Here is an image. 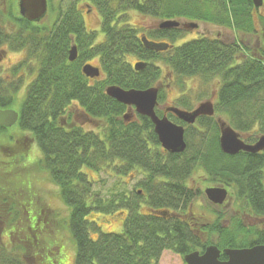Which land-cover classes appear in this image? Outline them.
Here are the masks:
<instances>
[{
    "label": "trees",
    "instance_id": "obj_1",
    "mask_svg": "<svg viewBox=\"0 0 264 264\" xmlns=\"http://www.w3.org/2000/svg\"><path fill=\"white\" fill-rule=\"evenodd\" d=\"M78 1H84L80 8L75 4ZM13 2L8 5L14 11L7 14V19L2 16L5 28L3 24L0 26V48L7 45L15 52L25 50V64L30 61L38 64L37 74L23 95L14 127L21 134L28 133L39 148L41 171L49 175L62 203L69 208L74 264H157L164 251L183 258L209 245L220 250L264 245V224L261 229L258 225L247 226L243 215L231 219L228 225L201 222L189 211L200 192L187 185L192 173L200 168L211 183L233 189L239 202L256 217L264 218V151L223 154L214 117H199L190 126L168 112L167 118L185 130V150L171 154L161 148L148 118L134 114L124 121L128 107L105 94L109 86L124 90L156 86L159 92L155 112L161 117L165 110L161 108L164 94L157 84L163 79L180 93L184 92V79H198L205 86L215 81L214 114L224 117L239 134L257 127L259 137L264 135V45L258 53L238 40L226 42L220 38L197 37L176 45L185 34L180 26L142 30L129 24L126 17L133 12L159 23L199 22L241 35L256 33L258 21L264 43V0L258 11L252 0H75L64 10L53 9L47 0L48 19L39 24L20 17L17 0ZM92 9L99 15V31L85 26L83 12ZM142 35L165 43L168 48L161 52L146 49L140 40ZM72 44L78 56L69 62ZM127 57L144 63L145 67L136 71V63L130 64ZM93 62L101 71L96 79L82 73L83 65ZM21 67H14L11 75L16 76ZM21 81L22 77L18 85ZM2 83L0 79V109H12L15 98ZM18 87L12 88V92ZM201 96L204 98L205 94ZM177 105L192 110L184 97L177 99ZM73 108L84 114L93 131L85 130L75 121L70 111ZM11 131L12 128L0 127V135ZM255 141L244 140L250 144ZM85 168L92 172L107 169L122 176L136 172L142 179L132 191H119L104 198L92 190L93 182L83 171ZM18 177L13 182L23 185ZM3 181L6 182V177L2 175L0 220L5 214L9 218L6 227L15 243L9 250L0 247L5 255L0 264H60L52 246L42 255L31 253L28 263L18 257L16 242L20 236L23 242L29 243L32 238L38 243L36 233L40 238L47 233L37 230L34 219L39 217L23 206L32 224L28 227L31 237L25 236L29 233L22 224L16 226L19 212L9 206L3 209V204L16 198L3 196L4 191L8 192L1 186ZM13 182L10 184L16 188ZM97 215H119L121 231L102 233ZM45 223L49 226L47 219ZM204 236L216 240L203 241Z\"/></svg>",
    "mask_w": 264,
    "mask_h": 264
},
{
    "label": "rangeland",
    "instance_id": "obj_2",
    "mask_svg": "<svg viewBox=\"0 0 264 264\" xmlns=\"http://www.w3.org/2000/svg\"><path fill=\"white\" fill-rule=\"evenodd\" d=\"M9 1L13 2V0H0V26L3 24L2 16L7 19V14L9 12L11 13V10L14 11L12 7L9 8ZM49 1H51L53 9L64 10L75 0ZM75 4L78 6V8H80V6L84 4V1H78L75 2ZM89 11V15H84L83 12L85 26L91 31H99V15L95 9ZM126 17L128 18L129 24L141 29L157 27L159 24L158 21L140 17L133 12L127 13ZM47 19L48 15L43 19V22H45ZM179 23L180 28L183 29L185 34L183 36V40L177 42L176 45L197 37L220 38L226 42L238 40L243 46H246L251 49V51L257 53L263 48L261 46L264 45L261 36V26L258 21L256 22L255 26L256 33L251 35H241L240 33L231 29L217 27L211 24L188 22L184 20L179 21ZM189 23H194L197 25V27L194 29L182 27L183 25ZM9 26L10 25H7L6 27ZM98 36V41H100L102 34L99 32ZM2 49H4L5 53L0 61V79L6 85L4 87L7 88L8 86L13 85L12 82L18 83V79L21 77L23 79L20 82L18 89L15 92L10 93V96H14L15 98V104L13 105L12 109L18 112L20 103L22 102L23 95L27 88L25 85L28 82H31L37 74L38 64L35 61H30L29 63L26 62L25 64V50L15 52L10 50L8 47H3ZM0 56H2L1 53ZM126 59H129L128 62L132 65L136 63V60L133 58L127 57ZM90 64L97 67L96 62ZM18 66H23L21 67V71H19L16 76H12L11 70ZM23 75L25 78H23ZM169 84L170 82L167 79H163L160 84H157V86H161L162 93L164 94V102L162 103L161 108L173 106L180 109L181 107H178L177 105V99L180 97L186 98L190 102L192 109L196 108L199 104L205 101H210L213 104L215 102L217 89L215 81L205 86L198 79H184L183 93H180L178 90H175V88L170 87ZM202 93L205 94L204 98L201 96ZM207 93L209 94L208 96H206ZM75 109L76 108L70 109V111L72 112V116L76 117L75 120L77 123L84 127L85 130L93 131L94 128L92 125H88L86 123L87 119L84 117V114L78 110L74 111ZM217 117L218 115L215 114L214 118L216 119ZM221 119L227 122L224 117H221ZM259 135L260 134L257 127H254L247 134L240 133L241 139H244L245 141H249L251 139L257 140ZM41 158L42 154L39 148L30 139L28 133L21 134L17 128L12 127L11 133L8 132L6 135H0V176L3 175L6 177V182L3 181L1 186L6 188L8 191H4L3 196L11 199L16 198V201L9 200L6 204H3V209L5 211V208L7 210V207L9 206L13 207L14 211H18V219L14 218L13 220L17 219L15 222L16 226L22 224L28 233V227L30 225L32 226V224L30 223L27 212H31V210H33L36 216L39 217V220L37 218L34 219L37 230L47 233L46 237L45 234H43L44 238H40V234L36 233L38 236V243H36L32 238L30 239L31 241L29 243L23 242V237L20 236L21 239L17 240L16 242L18 246H16V251L18 253V257L22 259V256L24 258L23 260L28 263L31 261V253H37L39 256L42 255V253L46 251L48 247L52 246L51 248L56 250L55 252L58 254V260L60 264H74L75 243L68 226L69 208L62 203L59 197L58 188L51 181L49 175L43 170L41 171V165L39 164ZM83 171L87 173L89 179L93 182L92 190L104 198L110 197V195L115 192L132 191L138 181L142 179L141 174H137L136 172L129 174L127 173L126 175L122 176L116 175L113 171L107 169H103L99 172H92L85 168ZM16 177L20 179L18 181H21L23 185H21L20 182H13L16 180ZM7 182H9V184L10 182L16 183L17 187H13L12 184H10L12 187H8ZM187 185L193 190H198L200 192L197 198L193 201L189 211L195 217L200 218L201 222L208 223L210 225L222 223L228 225L231 219L240 218V216L243 215L245 225H251L255 227L258 225L257 227L260 229L263 228V218L256 217L247 207H245L243 202H239L236 199L234 190L231 188L228 189V197L221 206L211 204L206 199L204 190L207 188L216 187L217 185L210 182L202 169H196L192 173L191 177L187 181ZM17 201L21 203V206ZM22 206L27 212H25V210L23 211ZM2 218L3 219L0 220V247H4L5 249L9 250L13 248L12 245L15 242L12 243V238L10 237L6 227V221L9 220V218L6 216V214L3 215ZM46 219L49 221V226L47 223H45ZM2 220H5V222ZM96 220L98 226L100 225L99 229L102 233H118L121 231L122 221L119 215H97ZM91 233L92 232L89 231L90 236L94 238L95 236L91 235ZM25 236L29 237L30 233L26 234ZM207 239L214 241L216 240V237H203V241H207ZM0 252L1 260L2 257H5V255L2 251ZM157 264L185 263L181 256L170 251H164Z\"/></svg>",
    "mask_w": 264,
    "mask_h": 264
},
{
    "label": "water",
    "instance_id": "obj_3",
    "mask_svg": "<svg viewBox=\"0 0 264 264\" xmlns=\"http://www.w3.org/2000/svg\"><path fill=\"white\" fill-rule=\"evenodd\" d=\"M255 10L258 11L262 6V0H252ZM17 13L28 22L39 24L47 16V0H17ZM175 21H165L158 25V28L178 27ZM184 28L194 29V23L183 25ZM146 49L155 52L165 51L168 45L148 40L144 35L140 37ZM78 52L75 44H72L68 51V61L73 62L77 59ZM145 67L144 63L138 62L134 69L139 71ZM82 73L87 78L96 79L100 76V69L91 64L82 67ZM105 94L128 107L124 114V121H129L133 113L148 118L154 127V133L163 150L171 154L182 153L185 148L184 128L171 122L165 115L158 117L155 113L157 106L158 89L150 87L145 90H124L117 86H109L105 89ZM165 112L172 113L176 118L185 124L192 125L200 116L211 117L214 115V108L211 102L206 101L199 104L192 111H184L175 107L165 109ZM76 118V117H75ZM18 120V113L13 109H0V127L12 128ZM219 127V148L223 154L234 156L239 152L256 154L264 151V135L260 136L255 143H245L240 134L232 129L225 121L220 118L216 120ZM206 199L213 205L221 206L228 197V192L222 187H212L204 190ZM225 256L226 260H220ZM185 264H264V245H255L241 249L219 250L214 245L207 246L201 253L193 251L183 257Z\"/></svg>",
    "mask_w": 264,
    "mask_h": 264
},
{
    "label": "flooded vegetation",
    "instance_id": "obj_4",
    "mask_svg": "<svg viewBox=\"0 0 264 264\" xmlns=\"http://www.w3.org/2000/svg\"><path fill=\"white\" fill-rule=\"evenodd\" d=\"M84 15H89V12H85ZM3 47L7 48L8 46H7V45H3ZM3 47L0 48V53H1V55H2V56H0V61H1V58L3 57V55H4V53H5L4 49H2ZM18 76H19V75H18ZM23 78H25L24 75H23ZM22 80H23V79H22ZM1 81H2V80H1ZM2 82H3V81H2ZM30 83H31V82H28L25 86H28ZM12 84H13L12 87H10L11 85L7 87V88H9V90H8L9 93H12V91H13L12 88H14V87H18V86H19L18 83H13V82H12ZM2 85L6 86L4 83H2ZM25 86H24V87H25ZM7 88H6V89H7ZM76 110H77V109H75V111H76ZM200 117H203V116H200ZM198 118H199V117H198ZM198 118H197V119H198ZM197 119L195 120L194 124L196 123ZM75 121H76V120H75ZM76 122H77V121H76ZM263 221H264V218H263ZM262 225H263V223H262ZM224 260H226V258H225Z\"/></svg>",
    "mask_w": 264,
    "mask_h": 264
}]
</instances>
